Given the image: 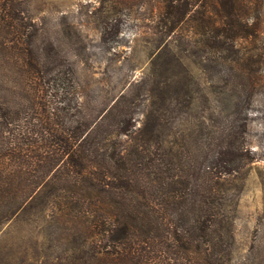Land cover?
I'll list each match as a JSON object with an SVG mask.
<instances>
[{
    "label": "rangeland",
    "instance_id": "374dc122",
    "mask_svg": "<svg viewBox=\"0 0 264 264\" xmlns=\"http://www.w3.org/2000/svg\"><path fill=\"white\" fill-rule=\"evenodd\" d=\"M0 264H264V0H0Z\"/></svg>",
    "mask_w": 264,
    "mask_h": 264
},
{
    "label": "trees",
    "instance_id": "16d2710c",
    "mask_svg": "<svg viewBox=\"0 0 264 264\" xmlns=\"http://www.w3.org/2000/svg\"><path fill=\"white\" fill-rule=\"evenodd\" d=\"M185 52H187V49H186V51ZM188 54V53H187ZM161 57H163V56H161ZM186 57V56H185ZM160 68V67H159ZM156 85H158L157 83H155ZM191 97H192V95H191V90H190V92H189V99H191Z\"/></svg>",
    "mask_w": 264,
    "mask_h": 264
}]
</instances>
